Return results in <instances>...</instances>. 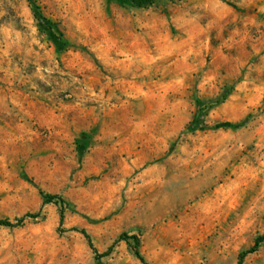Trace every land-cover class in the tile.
I'll return each mask as SVG.
<instances>
[{"label":"rangeland","instance_id":"374dc122","mask_svg":"<svg viewBox=\"0 0 264 264\" xmlns=\"http://www.w3.org/2000/svg\"><path fill=\"white\" fill-rule=\"evenodd\" d=\"M37 1L65 45L0 0V219L40 213L0 264H143L124 233L148 264H238L264 235V0Z\"/></svg>","mask_w":264,"mask_h":264},{"label":"trees","instance_id":"16d2710c","mask_svg":"<svg viewBox=\"0 0 264 264\" xmlns=\"http://www.w3.org/2000/svg\"><path fill=\"white\" fill-rule=\"evenodd\" d=\"M30 6V9L33 13V16L35 20L38 23V26L41 30H45L49 33V35L57 42L59 45H65L66 41L64 40V34L61 32L59 25L50 19L47 18V16L44 14L41 6L39 5L37 0H27ZM120 5L125 6V7H130V8H136V9H147L151 6H153L156 3V0H116ZM55 33H58V37L55 35ZM200 104V102H198ZM200 115H198L189 125L187 132H194L199 128L200 126V116L202 117L203 115L201 114L202 111V106L200 105ZM223 127H235L231 123H224L222 125ZM78 146L82 147V153L84 150L87 148V135L84 133L83 137L79 139L78 141ZM43 205H49V204H54L60 207V224L63 226L65 223V206L66 202L65 200L58 196V195H43ZM40 216V213H29L24 215L22 218L17 219L15 222H12L7 219H0V228H17L22 226L25 220L27 219H37ZM72 231L78 232L82 234L85 239L87 240L90 248L94 251L96 255V259L100 261L103 258H106L110 256L115 248V245H112L106 252L104 253H99V251L96 249L93 240L90 236V234L85 230V229H77L73 228ZM118 242H125L128 244L130 247H132L136 257L143 263V264H148L141 254L140 247H141V241L138 236L136 235H129V234H122ZM264 243V235L260 236L255 244L248 250L242 252L239 257V262L238 264H244L245 259L251 255L256 253L261 244Z\"/></svg>","mask_w":264,"mask_h":264}]
</instances>
